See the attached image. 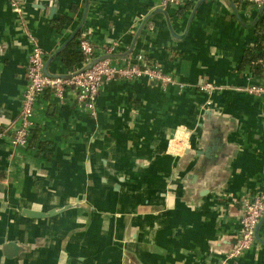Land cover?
<instances>
[{"label":"crops","instance_id":"crops-1","mask_svg":"<svg viewBox=\"0 0 264 264\" xmlns=\"http://www.w3.org/2000/svg\"><path fill=\"white\" fill-rule=\"evenodd\" d=\"M20 1L23 14L0 0V264H264V220L252 247L229 256L245 202L264 195V96L249 92L264 61L244 63L264 5ZM83 38L95 61L143 55L173 82H105L93 117L73 90L63 101L45 92L28 145H12L32 39L45 72L68 76L88 66L63 58Z\"/></svg>","mask_w":264,"mask_h":264},{"label":"built area","instance_id":"built-area-1","mask_svg":"<svg viewBox=\"0 0 264 264\" xmlns=\"http://www.w3.org/2000/svg\"><path fill=\"white\" fill-rule=\"evenodd\" d=\"M17 14H23L20 0H7ZM192 1V0H191ZM258 7L264 5V0H244ZM186 0H160L163 8L182 6ZM79 50L85 57L86 68L73 72L68 76H53L45 73L46 52L37 40L32 39V50L27 66V87L23 95L20 124L11 132V142L14 146H27L32 129L35 127L34 114L38 98L45 92H52L60 101L64 100L65 92L71 89L76 94V102L81 110L90 117L97 114V101L100 89L105 82L123 78L134 80L147 77L154 82L169 84L173 79L161 71L159 67L147 61L143 55L137 56L136 64L125 67L114 65L109 58L95 61L92 43L83 38L79 41ZM114 46L107 47L111 54ZM212 86L206 84L202 91H211ZM249 92L264 96V84L254 86ZM241 219V234L238 243L229 253L230 257H239L249 250L256 240V229L264 216V195H260L244 204Z\"/></svg>","mask_w":264,"mask_h":264},{"label":"trees","instance_id":"trees-1","mask_svg":"<svg viewBox=\"0 0 264 264\" xmlns=\"http://www.w3.org/2000/svg\"><path fill=\"white\" fill-rule=\"evenodd\" d=\"M76 37L78 38L80 37L79 32L74 36L73 41L76 39ZM63 58L67 66H72L77 63H85V57L81 52H75L72 54L68 53L65 54ZM256 61H264V22L261 23L260 26V33L258 34L257 46L254 49L247 52L244 63L251 64Z\"/></svg>","mask_w":264,"mask_h":264},{"label":"water","instance_id":"water-1","mask_svg":"<svg viewBox=\"0 0 264 264\" xmlns=\"http://www.w3.org/2000/svg\"><path fill=\"white\" fill-rule=\"evenodd\" d=\"M59 212L60 211H58V210H53V211H50V212H35V211H30V210L25 211V213H26V215L28 217L37 218V219L51 217V216H54V215L58 214ZM263 220H264V216L261 219V222Z\"/></svg>","mask_w":264,"mask_h":264}]
</instances>
